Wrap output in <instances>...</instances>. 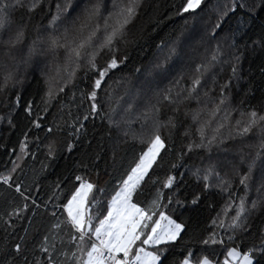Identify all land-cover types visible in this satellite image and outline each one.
I'll list each match as a JSON object with an SVG mask.
<instances>
[{"label": "snow or ice", "instance_id": "1", "mask_svg": "<svg viewBox=\"0 0 264 264\" xmlns=\"http://www.w3.org/2000/svg\"><path fill=\"white\" fill-rule=\"evenodd\" d=\"M203 2L182 0L176 14L192 16L190 20H185V30L176 34L159 62L144 69L146 79L137 87L123 112L119 111L118 105L109 106L106 112H102L99 100L102 82L111 70L118 68L127 59L126 56L117 55L119 45L128 42L129 25L140 15L146 0H65L63 6L59 3L56 5L55 12L49 9L41 17V21L46 19L47 23L38 21L31 38L28 25L35 14L45 7V0H0V53L6 61L14 64L15 70L23 65L25 68L31 67L33 72L42 71L40 62H33L38 55L47 54L57 61V76L44 77L41 111L33 118L31 99L23 107L22 119L27 124L19 139L18 150H15L16 159L7 174L0 173V183L8 188L14 187L23 202L21 206L8 211L6 217L0 216V220L7 226L5 231L16 227L10 221L23 219L28 212L31 215L27 219L33 221L37 210L42 207L35 199L31 201L32 206L29 205L30 187L22 190L23 181L13 185L12 175L20 167L19 162L30 155L34 158L42 147L45 156L41 166L43 173L50 167V162L57 161L62 155L67 158L77 149L80 150V158L74 165L75 174L70 172L63 182H57L53 195L44 201V213L53 218L48 231L39 238L38 229L29 237L25 227L18 241L15 236L11 243L6 240L5 246H0V264H220L206 254L208 247L223 244L225 237L229 242H234L237 237L246 238V234L256 237L257 242L245 245L242 251H238V246L228 247L222 264H264V113L255 109L241 111L240 116L247 118L236 119L233 123L232 115L238 109L231 106L228 94L232 82L238 83L244 78L241 72L242 61L249 55H264V0H226L223 7L217 6L214 16L209 15L206 20L196 18L197 10L201 9ZM20 8L28 13V17L18 22L15 12ZM206 44L212 45L211 54L195 64L189 83H182L181 73L166 89L157 87L159 81L168 78L176 61L184 59L182 47L195 51L197 47ZM156 47L164 49L162 43ZM226 52L231 58L229 79L220 84L218 94L212 96L211 93L217 87L216 77L212 76L207 85L205 81ZM104 53L111 55L104 66H100L97 61ZM61 63L62 77L59 76ZM80 69L84 70L85 77L92 74L91 90L86 95V99L91 102L89 110L82 117L74 118L69 111L67 119L63 115L57 117L53 114L52 119L48 120L44 114L50 111L52 102L73 85ZM259 71L264 77V66ZM136 72L140 73L141 68L138 67ZM12 79L13 70L4 73L0 92L6 90ZM149 90L152 96L145 100L144 107L135 117L141 124V132L136 133L132 129L131 113L141 99V94ZM74 95L69 97L70 101ZM81 95H84L83 91ZM201 96L204 98L203 103ZM21 100L20 91L14 97L5 96L3 99V107L7 112L0 114V124L6 123L10 131L17 126L14 117L20 110ZM192 100H196L198 107L188 109L187 102ZM163 103L175 105L165 119H161L160 105ZM181 105L185 106L186 117L191 114L196 129L192 134L189 125L181 133L188 140L183 150L177 153L178 158L197 149L210 153L213 147L227 152L225 140L239 139L242 142L236 149L240 160L233 163L225 157L221 166H231L232 173L239 177L238 187L243 188V193L230 194L225 208L213 218V230L203 234L198 241L192 235L195 225H190L189 219L179 210H191L198 205L202 192L193 191L191 199L187 194L180 196L183 172L180 177L169 172L162 181V187L157 186L158 179L150 174L154 164L163 158L162 150L171 151L161 135V129L174 132L179 127L177 117ZM64 107L61 100V113ZM90 115H98L106 121L107 136L111 142L107 150L112 152L113 159L121 145L127 144L130 134L139 143L146 144L130 171L122 181L117 182L113 190L99 186L97 182L80 174L81 168L87 172L91 167H97V162L106 151L103 137L96 148L92 146V137L86 125ZM36 129L43 133L42 142L40 136H30ZM254 130L257 143L244 144L243 141ZM33 142L37 144L35 150L30 149ZM244 147H255L256 154L248 158L244 154ZM200 159L203 162L204 157ZM258 160L260 175L255 195H251ZM217 163L213 161L203 167L198 164L184 167L197 182L202 181L204 192L213 187V181L221 191L230 192L233 184L227 173L221 176ZM243 164H246L247 171L240 174L238 169ZM170 167L177 169L178 165L173 163ZM149 182L155 188L151 198L145 204L135 202V196ZM165 189L168 191L164 192ZM50 201L53 209L51 212L47 208ZM60 209L62 212L58 216L57 211ZM62 229L63 235L60 234ZM217 229L222 230L223 235ZM254 229L258 230V237ZM37 238L39 243L34 244ZM197 242L205 246L199 255L189 247ZM194 255L196 259H193Z\"/></svg>", "mask_w": 264, "mask_h": 264}, {"label": "trees", "instance_id": "2", "mask_svg": "<svg viewBox=\"0 0 264 264\" xmlns=\"http://www.w3.org/2000/svg\"><path fill=\"white\" fill-rule=\"evenodd\" d=\"M65 0H45V7L35 14V18L29 23V37L31 38L35 33V28L38 21H41V17L47 13L50 9L52 12L56 11V5L59 3L63 6ZM226 0H204L201 5V9L197 10L196 18L206 20L209 15L215 14V8L217 6L223 7ZM182 0H146V6H143L140 10V15L135 21L129 25V32L127 36V43L119 45L120 51L118 56H126L127 59L123 64H120L118 68L113 69L105 77L102 82V88L99 90V100L101 104V111L106 112L109 106H119V111L123 112L132 95L135 94V86L141 85L143 81L140 79L144 76V69L159 62L163 57V52L167 50V46L175 38L176 34L182 30H185V20L192 18L191 14H184V16H178L176 14L178 7L181 6ZM175 6V7H174ZM28 13L20 8L15 12V19L19 22L21 18L27 19ZM46 24L47 20L41 21ZM187 27L190 28V25ZM27 43V42H26ZM25 43V49H26ZM163 44L164 49H158L157 44ZM214 44V42H212ZM211 44H206L197 47L195 51H188L182 47L184 53V61H178L175 63L174 69L170 72L168 80H162L158 83L159 89H166L169 83L175 82V79L183 73L182 83H189V77L193 75V69L196 63L205 60L211 54ZM110 53L102 54L101 58L98 59L97 63L100 66H104L106 60L110 57ZM189 61H188V60ZM40 62V68L43 65L51 63L53 65L55 59L49 55L36 56L35 62ZM53 60V61H52ZM264 66V55H256L255 57L249 55L242 61L241 72L243 77L238 83L233 81L229 93L231 97V106L238 109L232 115V122L235 123L236 119H246L247 117H241L240 112H247L248 110L255 109L258 112L264 113V77L260 75V67ZM20 70H15V65L11 62L6 61L2 53H0V83L3 82V75L9 70H13V79L9 81L5 91L0 92V114H6L7 109L3 107V99L5 96H15L17 91L22 93V100L20 110L16 113L14 119L16 121L15 130H9L6 123L0 124V173L7 174L8 170L13 166V160L16 159V152L19 147V139L21 138L27 121L22 119L23 107L26 105L29 99L33 100V113H39L43 107L42 95L45 91L44 77L57 76V61L50 70L41 69L42 71L33 72L31 67L25 68L20 65ZM141 68V72L137 73L136 69ZM231 72V58L230 55L225 53L223 58L217 62L208 77L206 78L205 85L210 83L212 76L216 77L217 87L211 93L212 96H216L219 92V85L229 79ZM59 76H63V68L61 63V70ZM91 77L89 73L87 77L84 75V70L80 69L77 73V78L73 85L67 87L65 92L60 97L54 100L50 106V111L44 115L47 116L48 120H51L53 114L57 117L63 115L67 119L69 111L75 118L77 116L82 117L90 106V101L86 99L87 92L91 90ZM251 89V91H249ZM179 91V88L176 89ZM83 91L84 95H81ZM75 94L73 99L70 101L69 97ZM61 100H63L65 107L63 112L59 111ZM203 96H201V103H203ZM39 104V107H37ZM75 104V107H72ZM144 104L138 106L136 103L132 110L131 117L133 120L132 129L134 132H141V124L135 119L136 114L142 110ZM161 107V119H165L167 115L171 114L172 107L175 105H168L163 103ZM184 105H181V110L177 117L179 127L173 132L171 130L165 131L161 129V135L167 142V147H170L171 151L162 150V159H159L154 164L153 169H150L151 177L157 178L159 183L157 186L162 187V181L166 178L167 174H171L180 177L183 172V179L180 181L183 188L180 192V196L184 197L185 194L191 199V193L193 191H201L202 197L198 205L193 206L191 210L188 208L180 209L179 211L184 213L185 218L189 219V223L195 225V231L192 232L194 238L197 241L202 238L203 234L211 232L213 230L212 221L213 218L221 213L222 209L225 208L226 203L229 200L231 193H243V188L239 186V177L234 175L231 170V166H221L222 162L227 157L233 163L240 160V156L237 154L236 149L241 146V140L236 141L225 140L224 144L228 151L225 152L222 149L212 148L211 152H205L202 149H197L192 153L178 158L177 153L183 150L187 143L188 137L182 136L186 128L191 125V133H195L196 125L191 121V114L189 116L184 115ZM196 100L187 102L188 109L197 108ZM45 125L47 121L44 122ZM89 133L92 137V146L96 148L101 137H103V144L106 151L103 153V158L97 162V167H91L89 171L85 172L83 168L80 169V174L84 175L87 179L97 182L99 186H106L109 190L115 189L118 181H122V178L127 175L130 171L131 166L134 165L138 159L140 151L146 147V144H141L133 138L130 134L127 144H122L120 150L116 154V158L113 159L112 152L108 149V145L111 143L107 136L108 125L105 120L97 116H89L86 121ZM147 127V126H146ZM66 135V133H65ZM31 137L40 136L41 142L43 141V133L41 130L36 129L30 133ZM244 144L255 145L257 143V137L255 130L243 141ZM37 144L33 142L30 144V149L35 150ZM244 154L250 158L256 154L255 147H244ZM201 157H204L201 162ZM211 157V160H209ZM80 158V150L77 149L72 153L71 156L65 158L63 155L55 162H50V167L41 173L42 161L45 160L42 147L36 152V156L33 158L31 155L25 157L23 161L19 162L20 167L17 172L12 175L13 185L17 182L23 181L22 190L25 187H30L29 205H31L32 199H35L37 203L42 205L41 209L37 210V214L33 221L27 219L31 212H28L23 219H13L10 223L16 225L14 229H8L5 231L6 225L3 220H0V246H5L7 240L8 243L12 242V237L15 236L18 241L20 236L24 234L25 227L28 229V236L32 237L34 233L39 229L40 237L48 231L50 224L53 222V218L44 213V201L48 200L53 195V188L57 182H63L65 176L70 172L74 173V165L76 160ZM218 162L217 170L221 176L227 173L228 178L231 180L233 187L230 192H223L213 181V187L207 192L203 191V183L197 182L196 178L191 175L185 165L191 166L198 164L203 167L209 162ZM176 163L177 169H171V165ZM107 169V170H105ZM240 174L247 171L246 164H243L238 169ZM99 171V178H97V172ZM260 175L259 160L257 161V167L254 173L252 181L251 195H255L257 180ZM37 184L39 187H37ZM155 191V188L151 182L144 184L143 188L139 191V194L135 196V202L145 204L151 198V194ZM168 190H164L167 192ZM108 194L105 196V210L106 200ZM251 198V197H250ZM11 201V203H9ZM22 201L13 188H8L6 185L0 183V216H7V212L12 209L21 206ZM48 211L51 212L52 202L50 201L47 205ZM229 211H231L229 209ZM62 209L57 211L59 216ZM43 213V215H41ZM256 236L258 237V230ZM218 232L223 235L222 230L217 229ZM63 235V229L61 230ZM39 238L34 241L39 243ZM219 238V237H218ZM67 239V237H65ZM257 242L256 237L246 234V238L237 237L234 242H229L225 237L223 244L209 246L207 249V255L209 258L219 261L222 264L223 259L227 253L228 247L238 246V251L244 250L245 245H251ZM193 248L194 252L199 255L201 250L205 246L200 245L198 242L189 245ZM59 250V246H58ZM194 255L193 259H196ZM255 264V262H254Z\"/></svg>", "mask_w": 264, "mask_h": 264}, {"label": "rangeland", "instance_id": "3", "mask_svg": "<svg viewBox=\"0 0 264 264\" xmlns=\"http://www.w3.org/2000/svg\"><path fill=\"white\" fill-rule=\"evenodd\" d=\"M47 55V54H46ZM45 55V56H46ZM49 56V55H48ZM53 59V58H52ZM188 60V59H187ZM53 61V60H52ZM182 61H184V59L182 60ZM189 61V60H188ZM176 62H178V61H176ZM55 63H56V60L54 61V63H53V65H55ZM53 65L51 64V63H48V64H46V65H43V67L41 68V69H45V71L46 70H50L51 69V67H53ZM41 66V65H40ZM25 67V66H24ZM20 68L21 67H19V70H20ZM51 71V70H50ZM140 79H142V80H145L146 79V76H145V74H144V76H142ZM167 80H168V78H167ZM139 86H141V85H137V86H135V89H137V87H139ZM158 87V86H157ZM134 92H136L135 90H134ZM152 96V91L151 90H149L147 93H142L141 94V99L140 100H138L137 101V104H138V106L139 105H141V104H144V102H145V100H148L150 97ZM225 259V258H224ZM223 259V260H224Z\"/></svg>", "mask_w": 264, "mask_h": 264}]
</instances>
